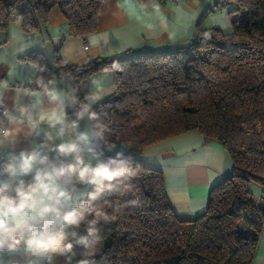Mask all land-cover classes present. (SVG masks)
<instances>
[{
	"label": "trees",
	"instance_id": "trees-1",
	"mask_svg": "<svg viewBox=\"0 0 264 264\" xmlns=\"http://www.w3.org/2000/svg\"><path fill=\"white\" fill-rule=\"evenodd\" d=\"M103 1L0 0V34L11 23H19L25 33L39 30L57 6L75 36L85 40L97 28ZM226 5L233 6L229 34L201 26L211 13L206 10L183 46L130 50L70 65L56 57L55 67L39 53L22 57L45 69L36 67L37 77L49 80L55 73L70 81L68 98L75 94L81 101L88 78L110 71L115 91L94 103L92 111L108 126L110 141L127 146L123 157L140 168L133 191L105 192L96 201L108 200L122 211L98 226L103 243L95 255L75 245L59 264H251L264 226V0H228ZM114 62L122 70L112 71ZM74 112L70 106L68 116L74 118ZM191 129L222 145L232 172L210 189L201 216L183 220L167 201L161 171L145 166L141 156L149 144ZM94 133L93 127L95 143ZM253 185L260 187L258 194ZM91 191L92 186L82 198Z\"/></svg>",
	"mask_w": 264,
	"mask_h": 264
},
{
	"label": "crops",
	"instance_id": "crops-1",
	"mask_svg": "<svg viewBox=\"0 0 264 264\" xmlns=\"http://www.w3.org/2000/svg\"><path fill=\"white\" fill-rule=\"evenodd\" d=\"M211 13L203 21V28H217L223 33L231 32V17L220 5V0H183L179 3L159 0H104L97 19L95 32L85 40L75 36L64 15L57 6L48 14L47 24L31 33H25L19 23H11L7 32L0 34V89L5 106L14 114L21 106L35 105L37 109L51 114L54 105L37 87L38 70L22 57L39 53L54 66L59 57L66 64L87 62L98 56H121L127 51L157 52L188 44L194 33V25L206 11ZM86 45V48H85ZM54 88L61 100L68 99L71 82L53 73ZM115 91L113 74L102 71L88 78L84 88V100L92 94L98 100ZM97 100V101H98ZM70 105L65 102L68 114ZM79 131L93 136L92 122L87 118L79 123ZM40 137L21 135L14 145L0 147V180L9 179L4 166L21 151H31L43 140L46 132L53 131L42 124ZM65 136L63 139H68ZM56 143L61 142L57 138ZM125 144L116 145L105 155L124 152ZM51 155V154H50ZM142 163L161 171L167 201L180 219H195L207 207L210 189L231 175L232 165L222 145L191 129L172 137L159 140L144 148ZM26 181L31 176L23 177ZM251 190L254 191V187ZM91 186H80L84 194ZM258 187V186H257ZM260 189V187H258ZM61 257H57L59 264ZM22 253L0 254V264H24ZM251 264H264V226L255 248Z\"/></svg>",
	"mask_w": 264,
	"mask_h": 264
},
{
	"label": "clouds",
	"instance_id": "clouds-1",
	"mask_svg": "<svg viewBox=\"0 0 264 264\" xmlns=\"http://www.w3.org/2000/svg\"><path fill=\"white\" fill-rule=\"evenodd\" d=\"M36 67L39 72L45 70ZM111 70L122 68L114 62ZM35 84L54 105L51 114L33 104L19 106L14 114L2 98L7 89H0V147L14 145L21 135L39 136L42 124L54 130L46 132L37 147L21 151L4 166L9 179L0 180V254L22 253L24 264H56L57 257L68 260L75 245H82L85 254L93 256L103 243L98 226L115 220L122 211L108 200L96 201L105 192L123 196L133 191L140 168L121 152L104 158L105 150L110 152L116 145L107 136L108 126L92 111L97 95L81 101L72 94L62 101L51 87L52 79L39 76ZM66 101L78 109L74 118L65 110ZM85 118L93 122L98 142H93L89 132L78 130ZM65 136L69 138L63 139ZM57 138H61L60 143L55 142ZM26 176L31 179L26 181ZM80 186H92L95 191L83 199ZM130 203L138 205L139 201ZM82 264L95 262L85 260Z\"/></svg>",
	"mask_w": 264,
	"mask_h": 264
},
{
	"label": "built area",
	"instance_id": "built-area-1",
	"mask_svg": "<svg viewBox=\"0 0 264 264\" xmlns=\"http://www.w3.org/2000/svg\"><path fill=\"white\" fill-rule=\"evenodd\" d=\"M160 2H171V3H179V2H181V1H183V0H159ZM228 0H220V5L222 6V7H224V5H226V2H227ZM85 48H86V45H85ZM5 104V103H4ZM74 110L76 111V110H78L77 109V107H74ZM2 109H0V117H2ZM34 137H36V138H38V137H40V136H34ZM261 198L262 199H264V192H262V194H261Z\"/></svg>",
	"mask_w": 264,
	"mask_h": 264
},
{
	"label": "rangeland",
	"instance_id": "rangeland-1",
	"mask_svg": "<svg viewBox=\"0 0 264 264\" xmlns=\"http://www.w3.org/2000/svg\"><path fill=\"white\" fill-rule=\"evenodd\" d=\"M223 9L225 10V12H227V15H228V14H230L229 12L232 11L233 6H232V5H224ZM232 16H233V14H232ZM253 190H254L253 192H254L255 194H258L259 191H260L259 188H258L257 186L254 187Z\"/></svg>",
	"mask_w": 264,
	"mask_h": 264
}]
</instances>
